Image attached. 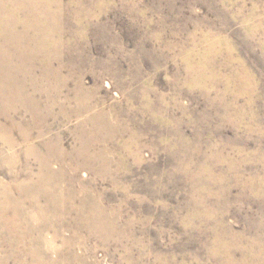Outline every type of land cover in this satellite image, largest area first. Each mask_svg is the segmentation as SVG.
I'll list each match as a JSON object with an SVG mask.
<instances>
[{"label": "rangeland", "instance_id": "374dc122", "mask_svg": "<svg viewBox=\"0 0 264 264\" xmlns=\"http://www.w3.org/2000/svg\"><path fill=\"white\" fill-rule=\"evenodd\" d=\"M0 98V189L31 211L48 155L69 196L0 264H264V0H0Z\"/></svg>", "mask_w": 264, "mask_h": 264}, {"label": "bare ground", "instance_id": "6f19581e", "mask_svg": "<svg viewBox=\"0 0 264 264\" xmlns=\"http://www.w3.org/2000/svg\"><path fill=\"white\" fill-rule=\"evenodd\" d=\"M57 38V37H56ZM59 56V55H58ZM25 57V56H24ZM43 57V56H42ZM7 59V58H6ZM29 59V58H28ZM55 59V58H54ZM46 60V59H45ZM16 62V61H15ZM23 63V62H22ZM21 63V65H22ZM24 65V64H23ZM45 65V64H44ZM30 67V66H29ZM52 67V66H51ZM49 68V66L47 67ZM31 69V68H30ZM35 69V68H34ZM29 70V69H28ZM36 70V69H35ZM49 72V71H48ZM58 73V72H57ZM26 74V73H25ZM53 75V74H52ZM24 76V75H23ZM49 76V75H48ZM33 77V76H32ZM37 77V76H36ZM40 77V76H39ZM59 77V76H58ZM48 78V77H47ZM46 78V79H47ZM57 78V77H56ZM36 79V78H35ZM40 79V78H38ZM14 81V80H13ZM21 81V80H20ZM26 81V80H25ZM51 81V80H50ZM62 81V80H61ZM45 82V81H44ZM60 82V81H59ZM24 84V83H23ZM33 84V83H31ZM60 85V84H59ZM63 85V83H62ZM61 85V86H62ZM19 86V85H18ZM52 86V85H51ZM21 87V86H20ZM23 87V86H22ZM31 87V86H30ZM4 88V87H3ZM46 88V87H45ZM14 89V88H13ZM50 89V88H49ZM55 89V88H53ZM6 90V89H5ZM16 90V89H15ZM18 90V89H17ZM21 90V89H20ZM43 90V89H42ZM57 90V89H56ZM26 90H24L25 92ZM60 91V90H59ZM5 93V92H4ZM11 93V92H10ZM31 93V92H30ZM51 93V91H50ZM16 94V93H15ZM49 94V93H47ZM54 94V93H53ZM52 94V95H53ZM11 95V94H10ZM18 95V94H17ZM16 95V96H17ZM58 95V94H57ZM81 95V94H80ZM20 97V96H19ZM27 97V96H26ZM45 97V96H44ZM43 97V98H44ZM77 98V96H76ZM1 99V98H0ZM82 99V98H81ZM5 100V99H4ZM3 100V101H4ZM15 100V99H13ZM27 100V99H26ZM56 100V99H55ZM58 100V99H57ZM60 100V99H59ZM77 100V99H76ZM2 101V102H3ZM19 101V100H18ZM31 101V99H30ZM16 102V101H15ZM28 102V101H27ZM32 102V101H31ZM46 102V101H45ZM24 103V102H23ZM39 103V102H38ZM42 103V102H41ZM48 103V102H47ZM8 104V102H7ZM13 104V103H12ZM11 104V105H12ZM36 104V103H35ZM49 104V103H48ZM19 105V104H18ZM3 106V105H2ZM15 106V105H14ZM31 106V105H30ZM37 106V105H36ZM61 106V105H60ZM5 107V106H4ZM25 107V106H24ZM28 107V106H27ZM33 107V106H32ZM46 107V106H45ZM83 107V106H82ZM7 108V107H6ZM55 108V106H54ZM60 108V107H59ZM78 108V107H77ZM80 108V106H79ZM86 108V107H85ZM42 109V107H41ZM45 109V108H44ZM14 112H15V109H13ZM33 110V109H32ZM38 110V109H37ZM25 111V110H24ZM28 111V110H26ZM49 111V110H48ZM62 111H65V110H62ZM61 111V112H62ZM73 111V110H72ZM77 111V110H76ZM7 112V111H6ZM5 112V113H6ZM10 112V111H9ZM16 112H18L16 110ZM15 112V113H16ZM41 112V111H40ZM60 112V111H59ZM85 112V111H84ZM25 113V112H24ZM76 113V112H75ZM80 113V112H79ZM9 114V113H8ZM14 114V113H13ZM40 114V113H39ZM43 114V113H42ZM47 114V113H46ZM68 114V113H67ZM6 115V114H5ZM48 115V114H47ZM75 115V114H73ZM79 115V114H78ZM11 116V115H10ZM34 116V115H33ZM32 116V117H33ZM38 116V115H37ZM60 116V115H58ZM67 116V115H66ZM70 116V115H69ZM55 117V116H54ZM9 118V117H8ZM43 118V117H42ZM48 118V117H47ZM15 120V119H14ZM100 120V119H99ZM104 120V119H103ZM46 120H44L45 122ZM92 121V120H91ZM33 123V122H32ZM31 123V124H32ZM35 123V122H34ZM90 123V122H88ZM92 123V122H91ZM102 123V122H101ZM106 123V122H105ZM20 124V123H19ZM36 124V123H35ZM45 124V123H44ZM47 124V122H46ZM21 125V124H20ZM38 125V124H37ZM104 126V125H103ZM32 127V126H31ZM43 127V126H42ZM41 127V128H42ZM80 127V125H79ZM107 127V126H105ZM35 128V127H34ZM98 128V127H97ZM96 128V130H97ZM26 129V128H25ZM24 130V128H23ZM31 130V129H29ZM42 130V129H41ZM94 130V129H93ZM102 130V129H101ZM22 131V130H21ZM81 131V130H80ZM104 131V130H103ZM24 132V131H23ZM97 132V131H96ZM95 132V133H96ZM105 132V131H104ZM1 133V132H0ZM29 133V132H28ZM42 133V132H40ZM79 133V132H78ZM21 134V133H20ZM27 134V133H26ZM32 134V132L30 133ZM11 135V134H10ZM27 136V135H26ZM81 136V135H80ZM29 137V136H28ZM14 138V137H13ZM32 138V137H31ZM43 138V134H40V135H36L35 139H41ZM88 138V137H87ZM94 138V137H92ZM9 139V138H8ZM27 138H24V143L25 142H28L26 140ZM91 139V138H90ZM12 140V139H11ZM16 140V139H15ZM80 140V139H79ZM108 140V139H107ZM46 141V140H44ZM43 141V142H44ZM49 141V140H48ZM92 142H93V139H92ZM105 142V141H104ZM45 144L47 142H44ZM85 143V141H84ZM7 144V143H6ZM31 144V143H30ZM86 144V143H85ZM95 144V143H94ZM8 145H9V148L13 149L14 146L16 145L15 141H9L8 142ZM48 146V145H47ZM50 146V145H49ZM53 147V146H52ZM85 148V147H83ZM88 148V147H87ZM51 150V149H50ZM57 150V149H56ZM33 151V150H32ZM66 151V150H65ZM78 151V150H76ZM81 151V150H80ZM85 151V150H84ZM87 151V150H86ZM40 152V151H39ZM48 152V151H47ZM54 152V151H52ZM57 151H55V154H56ZM62 152V151H61ZM32 153V152H31ZM88 153V152H87ZM38 154V153H37ZM42 154V152H41ZM46 154V153H44ZM60 154V153H59ZM65 154V153H64ZM91 154V153H90ZM104 154V153H103ZM97 155V154H96ZM36 156V155H35ZM48 156V155H47ZM44 157V158H39V169L41 170L40 173L38 174L36 180L34 182H31L32 178L30 179V184L24 188L21 187V191H22V196L23 194H28V191H29V195L28 197L30 196V199L31 201L33 202V204H31L30 206V210L32 211H25L24 208H23V202L22 200L19 198L16 197V195L14 196L12 194V192H10L9 190L5 189V190H1L0 189V231L4 232V231H9L11 232L13 230V222H15L16 220H18V218H23L24 220H26V222H31L34 221V222H37L38 224H41L43 226L42 230L44 228H51L53 230V233H52V236L51 238L53 239L52 242L48 245H46L47 247H52L53 249L56 248L55 245V241L58 240L59 238H61L60 236V231L62 228H64L66 226V220H67V198L69 197H66L65 196V188L63 185L64 184V173L60 170V168H58L57 172L54 174L50 171V165H49V162H50V159H49V156L48 157ZM62 156V155H61ZM92 156V155H91ZM57 157V156H56ZM64 157V156H63ZM35 158V157H34ZM89 158V157H88ZM31 159V158H30ZM57 159V158H56ZM90 159V158H89ZM100 159V158H98ZM37 160V159H36ZM58 160V159H57ZM16 161V160H15ZM30 161V160H29ZM103 161V160H102ZM105 161V160H104ZM52 164V163H51ZM106 164V163H104ZM14 165H15V162H14ZM32 165V164H31ZM31 167V166H30ZM37 167V166H36ZM31 171V170H30ZM30 176V175H29ZM66 178V177H65ZM21 181V180H20ZM29 182V181H28ZM1 184V182H0ZM4 185V184H3ZM17 185V184H16ZM23 185V184H22ZM25 185V184H24ZM8 187V186H7ZM3 188V187H2ZM28 190V191H26ZM17 191V190H16ZM24 192V193H23ZM68 195V194H67ZM73 196V195H72ZM24 199V198H23ZM29 199V198H28ZM27 200V199H26ZM94 200V199H93ZM30 201V200H29ZM41 201H43V203L41 204ZM84 201V200H83ZM31 202V203H32ZM74 203V202H73ZM77 203V202H76ZM84 204V202H82ZM93 203V202H92ZM27 204V203H26ZM79 204V203H78ZM91 204V203H90ZM82 205V204H81ZM101 205V204H100ZM27 206V205H26ZM90 206V205H89ZM94 206V205H93ZM28 207V206H27ZM87 207V206H86ZM92 207V206H91ZM102 207V206H101ZM71 208V207H70ZM88 208V207H87ZM103 208V207H102ZM82 209V208H81ZM91 209V208H90ZM101 208L97 207V206H94L92 209H91V212L89 215H83V211L81 210L79 214H81L80 216H78L77 214L78 213H75L78 218L80 219V221L83 222L84 225L88 224V226H95V227H100V226H108L109 227V224L106 223V222H102V219H100L98 216L99 214H101V211H100ZM72 210H74L72 208ZM77 210V209H76ZM88 210V209H87ZM86 211V210H85ZM104 211V210H103ZM87 213H89L88 211H86ZM108 212V211H107ZM71 213V212H70ZM74 216V215H73ZM97 216V217H96ZM104 217V216H103ZM107 217V216H106ZM69 218V217H68ZM82 218V220H81ZM84 219V220H83ZM107 219V218H106ZM21 220V219H20ZM78 220V219H77ZM27 222V223H28ZM36 223V224H37ZM106 223V225H105ZM30 224L28 225V231L31 232V230L36 227V224L35 225H31ZM69 224V223H68ZM74 224V223H73ZM112 224V223H110ZM20 225V224H19ZM77 225V224H76ZM69 226V225H68ZM78 226V225H77ZM113 226V225H112ZM41 227V226H40ZM70 229H71V226H69ZM74 227V225H73ZM82 227V226H80ZM94 227V228H95ZM107 227V228H108ZM16 228V227H15ZM14 228V229H15ZM67 228V227H66ZM102 228V227H101ZM111 228V227H110ZM38 229V228H37ZM41 229V228H40ZM69 229V228H68ZM109 229V228H108ZM18 230V229H16ZM21 230V229H20ZM45 230V229H44ZM50 230V229H49ZM93 230V229H92ZM37 231V230H36ZM34 231V232H36ZM51 231V230H50ZM102 231V230H101ZM104 231V230H103ZM108 231V230H107ZM28 232V233H29ZM33 232V231H32ZM42 232V231H41ZM40 232V233H41ZM96 233V232H95ZM109 233V232H107ZM106 233V234H107ZM36 234V233H35ZM102 234V233H101ZM110 234V233H109ZM13 235V234H12ZM26 236V235H25ZM35 236V235H34ZM4 237V236H3ZM10 237V236H8ZM41 237V236H40ZM30 238V237H29ZM39 238V237H38ZM64 238V237H63ZM105 238V237H104ZM2 239V238H1ZM24 239V238H23ZM37 239V238H36ZM11 240V238H10ZM16 240V239H15ZM70 240V239H69ZM34 241V240H33ZM40 241V239H39ZM16 242V241H15ZM28 242V241H27ZM35 242V241H34ZM43 242V241H42ZM37 243H40L37 241ZM44 243V242H43ZM71 243V242H70ZM70 243L68 242V240H65L64 243L59 247L57 248V253L55 252L56 254V258H53V261L57 262V263H61L64 261L65 258V253L63 252L64 248H66L68 245H70ZM26 245V244H25ZM39 244H37V247L35 246V244L33 242H31V244L29 245V250H30V255L34 257L35 255V259L36 261H38V264H56L55 262L52 261V259L49 261H45V257H43L41 255L40 252H36L35 251H39V248H38ZM44 248L46 250V246L45 244L43 245ZM41 248V246H39ZM71 247V246H70ZM14 248V247H13ZM16 248V247H15ZM72 248V247H71ZM7 250V249H6ZM55 250V249H54ZM69 250V249H68ZM67 252V251H66ZM71 253V252H70ZM69 254V253H67ZM74 254V253H73ZM47 255V254H46ZM21 256V255H20ZM30 256V257H31ZM48 256V255H47ZM19 258V257H18ZM70 258H71V255H70ZM69 259V258H68ZM79 259V258H78ZM77 259V261H78ZM83 259V258H82ZM3 262V261H2ZM28 262V261H27ZM82 262V261H81ZM67 263V262H66ZM70 264V263H69ZM72 264V263H71ZM77 264V263H76Z\"/></svg>", "mask_w": 264, "mask_h": 264}]
</instances>
